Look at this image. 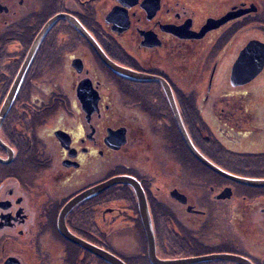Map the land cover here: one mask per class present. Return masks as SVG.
I'll return each mask as SVG.
<instances>
[{
	"label": "flooded vegetation",
	"instance_id": "af4514ba",
	"mask_svg": "<svg viewBox=\"0 0 264 264\" xmlns=\"http://www.w3.org/2000/svg\"><path fill=\"white\" fill-rule=\"evenodd\" d=\"M254 6L258 11L256 0H0V110L21 75L0 124V157L8 160L0 161V264H111L61 227L127 264H139L144 256L152 264L132 185L85 195L63 214L72 199L116 175H131L142 185L160 258L226 252L264 264V242L239 248L237 222L229 224L240 212L250 214L251 230L264 240V187L236 182L200 161L182 135L162 81L121 75L93 42L119 65L163 78L194 144L240 175L230 169L236 160L216 159L212 155L220 153L211 149L264 153V94L251 105L241 90L264 69L247 84L233 86L230 80L240 51L256 39L237 46L239 33L253 25ZM225 16L199 35L209 20ZM197 80L206 84L205 93L186 94V85ZM228 80L231 91L210 94ZM207 104L214 127L205 120ZM191 120L197 122L193 129ZM116 153L123 160L112 162ZM112 229L139 231V253L112 249Z\"/></svg>",
	"mask_w": 264,
	"mask_h": 264
},
{
	"label": "water",
	"instance_id": "95a60500",
	"mask_svg": "<svg viewBox=\"0 0 264 264\" xmlns=\"http://www.w3.org/2000/svg\"><path fill=\"white\" fill-rule=\"evenodd\" d=\"M254 11H257V7H253ZM245 11H240L238 12V15H241ZM60 16H56L53 19H51L48 24L45 26L43 31L48 30L51 25L55 23L57 18ZM80 30H82L85 34H87L85 29L81 26L80 23L77 21H74L72 18H69ZM228 19V16H225L224 18L215 21L214 19L209 20L207 25H205L201 33L199 35H202L205 31L216 27L222 23H224L225 20ZM127 27V26H125ZM180 35H182L180 33ZM94 45L98 49L99 53L101 54L103 60L116 72L120 73L121 75H124L129 78L133 79H158L162 81L165 91L171 101V105L173 107V110L175 111V116L176 120L178 123V126L182 132V135L188 144L191 152L200 160L202 161L205 165L213 169L214 171L221 173L222 175L239 182L244 185L248 186H253V187H264V177H246V176H241V175H236L233 174L217 164H215L213 161H211L205 154H203L198 147L194 144L192 138L190 137L184 122L181 118L177 103L174 99V94L172 89L170 88L169 84L161 77L151 75V74H146L142 72H138L129 68H126L124 66L119 65L115 61H113L108 55H106L100 47L97 45L95 41ZM264 69V42L261 41L260 39H252L250 40L247 45L240 51L231 71V84L233 86L237 85H243L251 82L254 80ZM23 70L21 71V73ZM20 73V74H21ZM21 83V75L17 77L16 81L12 85L10 92L4 101L2 108L0 110V124L7 114L14 96L16 95V92L19 88V85ZM1 141V140H0ZM3 146L9 150V154L11 156V151L7 147L6 144L1 142ZM10 160V159H9ZM0 161L2 162H8V160H4L0 157ZM118 183H125V184H130L133 186L138 201H139V206H140V214L142 218V222L144 225V230L145 234L147 237L148 241V246H149V259L152 262V264H190L193 262H198V261H207V260H215V259H227V260H232L240 264H254L248 257H245L241 254H233V253H211V254H206V255H201V256H194V257H186V258H179V259H164L160 258L157 254L156 251V238H155V232L154 228L152 225V219L148 207V203L146 200V195L144 192V189L140 182L133 176L131 175H116L108 180L104 181L103 183H100L96 185L94 188H91L90 190L86 191L83 193L81 196H78L75 199H72L63 209V214L70 208L72 207L79 199H81L83 196L91 194V193H97L100 192L108 187H111L115 184ZM62 231L66 233V235L72 239L73 241L79 243L81 246L85 247L86 249L98 254L99 256L103 257L105 260L110 262L111 264H127L124 260H122L120 257L115 255L114 253L105 250L101 247H98L97 245H94L90 243L87 240H84L82 238L77 237L73 233H71L66 227H61Z\"/></svg>",
	"mask_w": 264,
	"mask_h": 264
},
{
	"label": "rangeland",
	"instance_id": "374dc122",
	"mask_svg": "<svg viewBox=\"0 0 264 264\" xmlns=\"http://www.w3.org/2000/svg\"><path fill=\"white\" fill-rule=\"evenodd\" d=\"M258 3V11H255V18L253 21V25H250L251 27H249L248 29H244L239 33V39H238V45L240 46L241 42L245 39H249V38H256V39H262L264 40V19H262V15L264 14V0H256ZM260 15V17H259ZM197 72V71H196ZM202 73L204 71H201ZM187 89L189 91H186V88H184L185 93L186 94H192V93H202L204 94L207 86L204 83H201V81L197 80L195 82H190L188 85H186ZM227 88V90L231 91V84L229 82V80L226 82L225 85H223L222 87H216L213 89V91L210 93L211 95H220V94H224L223 89L225 90ZM194 89V90H193ZM242 91L247 92L244 100L246 101V98L250 95L251 96V105L254 103H257L258 100V96L263 95L264 94V73H262L261 75H259L253 82H251L250 84L244 86L242 89ZM261 103L263 104L262 106H264V102ZM248 104V105H250ZM208 106H211V104H207L206 108ZM208 111L209 108H207V112H206V116H205V120L209 123L210 126L214 127L213 121L211 118L208 117ZM264 113V112H263ZM264 115H261L262 121L264 122ZM204 128L201 127L200 130H203ZM208 132L202 133V137H204L206 140H208ZM208 136V137H207ZM245 150V149H243ZM245 151H250L249 149L245 150ZM124 156H119L117 153L112 157V162H114L113 160L115 159L116 161L118 160H123ZM252 202V200H251ZM250 201H246L244 204L246 206H249L251 204ZM242 204L243 202L239 203V205ZM244 206V205H243ZM236 219H234L233 223H231V221L229 222L230 225L234 226V224L237 222V226H238V238L237 241L239 243V248L244 247L245 244L250 245L251 242H253L252 245L254 246H262L264 240L262 241L261 237L259 234H257L256 231H252L251 227H252V221H251V216L250 214H242L240 212V214L236 217ZM112 225H117L119 226L118 223H114ZM243 227H247V230L244 229ZM221 228L226 229L227 228V224L225 221L221 222ZM245 230V232H244ZM217 234L219 232H221L219 229L216 230ZM111 242H110V247L112 249H114L117 252H124V253H133V254H138L140 251V242H143L141 240V236L139 231H125V230H121V229H112L111 231ZM207 236V238H211L213 239V234H209V235H205ZM224 236V230H222L221 232V237ZM228 239H230V235L228 234ZM260 241V242H259ZM63 242V241H60ZM251 247V245H250ZM258 250H262L261 248H258ZM264 254V253H263ZM60 262L61 260L58 259Z\"/></svg>",
	"mask_w": 264,
	"mask_h": 264
},
{
	"label": "trees",
	"instance_id": "16d2710c",
	"mask_svg": "<svg viewBox=\"0 0 264 264\" xmlns=\"http://www.w3.org/2000/svg\"><path fill=\"white\" fill-rule=\"evenodd\" d=\"M194 122L195 124H197L196 121L191 120L192 129L195 128V125L193 124ZM211 150H213V154L215 153V151H217L220 153V155L210 154ZM211 150H206L207 154L212 155L216 159H218L217 156H220L222 157V159H226V162L229 164H231L233 160H236L237 162L233 164L235 165V167L230 168L231 170H233L234 173L240 175H253V176L264 177V153H247V152L236 153L230 151L229 149L223 147L222 145L214 146ZM142 235L145 238V234L143 231H142ZM142 260L143 261L139 264H150L146 256H144Z\"/></svg>",
	"mask_w": 264,
	"mask_h": 264
}]
</instances>
